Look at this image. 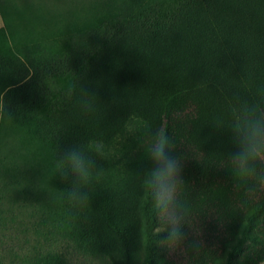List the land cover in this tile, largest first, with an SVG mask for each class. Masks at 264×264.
<instances>
[{"label":"trees","instance_id":"1","mask_svg":"<svg viewBox=\"0 0 264 264\" xmlns=\"http://www.w3.org/2000/svg\"><path fill=\"white\" fill-rule=\"evenodd\" d=\"M58 2L103 13L90 19H100L93 26L88 14L70 27L45 31L18 30L7 22L13 47L5 42L0 51V128L10 124L13 135L0 144V264H69L55 246L72 242L70 235L51 239L66 221L44 203L36 165L19 153L21 139L14 137L21 117L33 109L45 111L46 137L60 156L77 150L89 162L87 182L65 171V194L71 218L82 220L81 238L99 247L110 263L139 262L134 248L139 213L99 183L108 169L103 148L136 123L144 137L167 135V153L178 168L169 215L155 207L151 172L161 167L158 161L146 175L140 211L153 247L148 264L160 259L175 264L176 249H185V264H196L199 254L190 247L199 248L202 240L217 251L220 264H235L248 241L257 243L252 229L264 214V179L235 185L227 178L241 171L235 159L242 148L238 129L252 122L264 130V0ZM1 12L6 21V11ZM66 80L70 83L63 86ZM244 167L264 173V155ZM185 190L205 199L211 225L201 227L202 234L184 229L182 218L191 223V217L176 214ZM171 221L180 229L179 242L164 240ZM240 221L246 240L236 236L235 243L227 238L228 224ZM219 243L230 248L227 256Z\"/></svg>","mask_w":264,"mask_h":264},{"label":"rangeland","instance_id":"2","mask_svg":"<svg viewBox=\"0 0 264 264\" xmlns=\"http://www.w3.org/2000/svg\"><path fill=\"white\" fill-rule=\"evenodd\" d=\"M76 5L61 7L58 0H0V22H3L5 28L0 29V51L4 49L5 42L13 47V38L7 29V22L12 28H18V30L32 28L33 31H41V29L45 31L51 28L70 27L81 18L80 21H85L88 14L90 15L88 24L91 26L96 25L95 22L100 20H90L94 19L97 16L96 14L103 13L97 12L98 7L85 4ZM1 10L6 11V21ZM69 83L70 80H66L62 85L67 86ZM47 119L45 111L29 110L24 117H21V125L14 137L21 139L19 153L23 155L25 160L32 158L33 163L36 165V173L40 176L45 190L44 203L56 211L59 210L61 218L66 221V223L54 228L56 239H51L55 242L61 239V235L66 234L70 235L73 241H57L56 251L68 256L69 264H112L100 254L99 247L92 246L89 240L81 238L79 230L82 220L71 218V212L68 208L71 199L65 194L67 175L61 164V161H65V159L58 154L55 145L49 140L48 136L46 137ZM1 125L2 114L0 112V127ZM0 130V144L3 145L12 138L13 128L10 124H4ZM143 134L144 131L140 125L131 123L127 131L112 146L103 148L108 155V169L103 178L99 180L105 191L123 197L139 213L141 229L134 247L138 250V264H148L147 259L153 249L152 245L146 240L143 231L140 200L145 194L146 175L153 168L156 161L150 156V150L155 140L144 137ZM227 178L235 185H243L249 182L258 183L264 179V173L257 169L232 171L227 174ZM206 208L207 205L201 192L195 193L185 190L180 198L176 214L191 217L192 224L183 217L181 226L186 230L196 229L202 234L204 231L199 229L211 225V221L206 220ZM198 221L202 224H193ZM240 225L241 221L228 224V240L236 243V236L246 240ZM208 231H211L213 237H215L214 229ZM252 232L257 236V243L250 244V241H248L245 255L238 256L235 264H264V214L257 219L256 227L252 229ZM202 241L204 243L199 248L193 249V247H190V252L195 255L199 254L196 264H220L217 251L211 250L206 242ZM221 246L219 243L218 247L227 256L230 248L226 246L222 248ZM80 247L85 249L86 253H80L77 250ZM225 255L224 261L226 260ZM171 256L174 258L173 262L175 264H185L187 257L185 249L181 253L176 249V252L172 253ZM155 264L171 263L165 259H160Z\"/></svg>","mask_w":264,"mask_h":264},{"label":"clouds","instance_id":"3","mask_svg":"<svg viewBox=\"0 0 264 264\" xmlns=\"http://www.w3.org/2000/svg\"><path fill=\"white\" fill-rule=\"evenodd\" d=\"M242 134V148L239 153L236 154L235 159L241 165V171H247L244 165L248 161H255L264 155V135L257 123L249 122L247 129H238ZM169 142L167 135L161 133L150 150V156L158 161L161 167L152 170L151 183L157 188V200L155 207L162 216L169 215L168 206L172 203V193L174 191V178L178 171L176 160L170 157L167 153ZM66 161V163H65ZM65 161H61L64 170H70L76 174L77 178L81 181L87 182L92 174V170L88 161H86L84 155L77 151H70ZM172 226L168 229L164 235L165 241L179 242L181 239V233L179 227L175 221H171Z\"/></svg>","mask_w":264,"mask_h":264},{"label":"crops","instance_id":"4","mask_svg":"<svg viewBox=\"0 0 264 264\" xmlns=\"http://www.w3.org/2000/svg\"><path fill=\"white\" fill-rule=\"evenodd\" d=\"M4 28V24H3V22L1 23L0 22V29H3ZM5 29V28H4Z\"/></svg>","mask_w":264,"mask_h":264}]
</instances>
